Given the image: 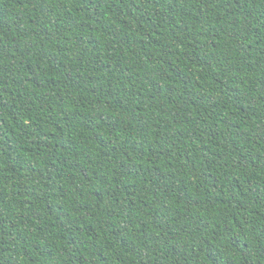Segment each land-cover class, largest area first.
<instances>
[{
    "label": "trees",
    "instance_id": "16d2710c",
    "mask_svg": "<svg viewBox=\"0 0 264 264\" xmlns=\"http://www.w3.org/2000/svg\"><path fill=\"white\" fill-rule=\"evenodd\" d=\"M0 264H264V0H0Z\"/></svg>",
    "mask_w": 264,
    "mask_h": 264
}]
</instances>
